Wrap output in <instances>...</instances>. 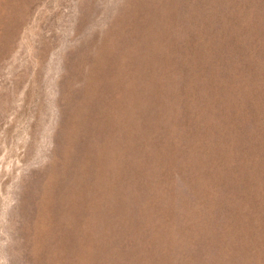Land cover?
Here are the masks:
<instances>
[{
  "label": "rangeland",
  "instance_id": "374dc122",
  "mask_svg": "<svg viewBox=\"0 0 264 264\" xmlns=\"http://www.w3.org/2000/svg\"><path fill=\"white\" fill-rule=\"evenodd\" d=\"M0 264H264V0H0Z\"/></svg>",
  "mask_w": 264,
  "mask_h": 264
}]
</instances>
